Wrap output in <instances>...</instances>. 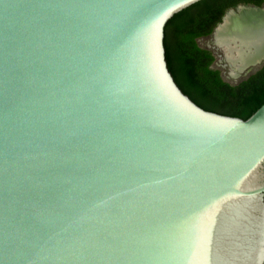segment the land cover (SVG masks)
Here are the masks:
<instances>
[{
  "label": "water",
  "instance_id": "water-1",
  "mask_svg": "<svg viewBox=\"0 0 264 264\" xmlns=\"http://www.w3.org/2000/svg\"><path fill=\"white\" fill-rule=\"evenodd\" d=\"M199 1L0 0V264H264V103L207 111L166 61Z\"/></svg>",
  "mask_w": 264,
  "mask_h": 264
},
{
  "label": "trees",
  "instance_id": "trees-1",
  "mask_svg": "<svg viewBox=\"0 0 264 264\" xmlns=\"http://www.w3.org/2000/svg\"><path fill=\"white\" fill-rule=\"evenodd\" d=\"M238 2L201 0L176 13L164 27V47L169 71L194 103L207 111L246 119L264 103V64L230 84L211 67L213 54L196 41L210 35L226 9Z\"/></svg>",
  "mask_w": 264,
  "mask_h": 264
},
{
  "label": "bare ground",
  "instance_id": "bare-ground-1",
  "mask_svg": "<svg viewBox=\"0 0 264 264\" xmlns=\"http://www.w3.org/2000/svg\"><path fill=\"white\" fill-rule=\"evenodd\" d=\"M212 35L235 76L264 57V10L238 7L228 11Z\"/></svg>",
  "mask_w": 264,
  "mask_h": 264
},
{
  "label": "rangeland",
  "instance_id": "rangeland-1",
  "mask_svg": "<svg viewBox=\"0 0 264 264\" xmlns=\"http://www.w3.org/2000/svg\"><path fill=\"white\" fill-rule=\"evenodd\" d=\"M212 36L213 35H210L208 37L201 38L197 41L198 46L208 49L214 55L215 60L211 67L213 69L219 70L223 80L230 84H237L241 80L245 79L248 73H250V71L246 72L249 66L243 69L242 72L237 73V75L234 76L231 72V65L225 59L224 51L219 47L215 46L214 41L212 40ZM261 64L256 65L255 68H259Z\"/></svg>",
  "mask_w": 264,
  "mask_h": 264
},
{
  "label": "flooded vegetation",
  "instance_id": "flooded-vegetation-1",
  "mask_svg": "<svg viewBox=\"0 0 264 264\" xmlns=\"http://www.w3.org/2000/svg\"><path fill=\"white\" fill-rule=\"evenodd\" d=\"M238 5H248V6H260V7H263L264 6V0H247V1H241V0H239V2L235 5V6H232V7H228L227 9H226V11L227 10H229L230 8H235L236 6H238ZM225 11V12H226ZM225 14V13H224ZM223 14V15H224ZM222 19V18H221ZM211 35V34H210ZM210 35H208V36H210ZM208 36H203V37H199V38H197V40L196 41H198L199 39H201V38H205V37H208ZM198 44V43H197ZM200 47V46H199ZM201 48H203V47H201ZM204 49H206V48H204ZM208 50V49H207ZM212 53V52H211ZM214 56V55H213ZM215 58V57H214ZM263 64H264V59H263V62H262V64L260 65V67L257 69V70H259L262 66H263ZM257 70H255V71H253L252 73H254V72H256ZM251 73V74H252ZM250 75V74H249Z\"/></svg>",
  "mask_w": 264,
  "mask_h": 264
}]
</instances>
